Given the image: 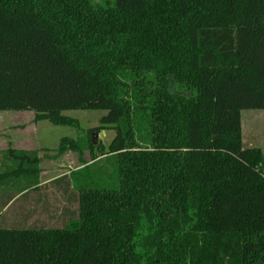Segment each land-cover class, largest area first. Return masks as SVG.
Returning a JSON list of instances; mask_svg holds the SVG:
<instances>
[{
    "label": "trees",
    "instance_id": "16d2710c",
    "mask_svg": "<svg viewBox=\"0 0 264 264\" xmlns=\"http://www.w3.org/2000/svg\"><path fill=\"white\" fill-rule=\"evenodd\" d=\"M244 110L264 111V0H0V112L77 128L64 113L101 111L93 131L116 132L60 142L83 162L58 189L77 215L0 216V264H255L264 158ZM7 156L38 184L37 152Z\"/></svg>",
    "mask_w": 264,
    "mask_h": 264
},
{
    "label": "rangeland",
    "instance_id": "374dc122",
    "mask_svg": "<svg viewBox=\"0 0 264 264\" xmlns=\"http://www.w3.org/2000/svg\"><path fill=\"white\" fill-rule=\"evenodd\" d=\"M105 114L106 112L101 111H68L64 113L66 117L78 121V127L75 128L56 126L48 121H37L35 114L30 112H0V134L13 142L12 148L35 151L39 154V157L42 158L41 167L44 174L43 181L45 182L52 176L80 169L83 162L79 160L77 153L69 150L63 154L59 153L60 142L67 139L69 141L73 140L79 146H85L89 139L92 140V135L95 133L93 129L99 127V121ZM241 122L244 147L260 149L264 158V111L244 110L241 112ZM115 135L116 132L113 130L101 131L97 135V144L107 147L113 141ZM1 145L3 148L6 147L3 142ZM95 155L99 156V151H95ZM3 156L7 161V155L3 154ZM83 157L86 163H92L91 156L87 151L84 152ZM106 160V157H98L97 163L94 165L95 171L103 165L108 166ZM112 163L113 161H111V165ZM12 165L13 167H10ZM14 168H18L17 163L11 160V162H7L4 169H0V174L12 171ZM112 170H114L113 167L110 168V172ZM6 181L19 182L17 179ZM43 194L44 210L41 215L37 214V219L42 222L43 226L49 228L61 227L65 221L63 215L66 210H68V215H77L78 205L66 202L54 184L45 185ZM20 201L14 204L11 210L4 215V218H8L19 207ZM5 225L7 226V224Z\"/></svg>",
    "mask_w": 264,
    "mask_h": 264
},
{
    "label": "crops",
    "instance_id": "0c3cea01",
    "mask_svg": "<svg viewBox=\"0 0 264 264\" xmlns=\"http://www.w3.org/2000/svg\"><path fill=\"white\" fill-rule=\"evenodd\" d=\"M5 144V148L2 147L1 143ZM13 142L7 137H3L0 134V169H4L7 162H11V158H8L6 161L3 154L7 155L9 148H12L11 145ZM13 150L24 151L23 149L12 148ZM26 151V150H25ZM8 157V156H7ZM11 159V160H10ZM42 159V158H41ZM10 160V161H9ZM17 163V162H16ZM42 162L40 163V167ZM18 166V163H17ZM10 167H13L10 166ZM15 169V168H14ZM13 169V170H14ZM12 170V171H13ZM42 170V167H41ZM10 171L0 174V216L4 220V224L8 226H35L41 225V221L37 219V214L43 213V187L45 185L54 184L55 181L61 180L59 183L55 184L57 188L63 190L69 189V173H64L57 176H52L48 181H43V170L41 171L40 178L37 185L27 188V181L25 178H18L19 182L6 181L11 178L7 175ZM6 175V176H5ZM58 182V181H57ZM72 189V187H70ZM62 194V192H59ZM21 200V201H20ZM20 201V205L15 209L8 218H4L5 214L8 213L16 202ZM67 202V201H66ZM257 251L260 253L259 258L254 259V263L258 264L257 261H262L264 254V246H256Z\"/></svg>",
    "mask_w": 264,
    "mask_h": 264
},
{
    "label": "water",
    "instance_id": "95a60500",
    "mask_svg": "<svg viewBox=\"0 0 264 264\" xmlns=\"http://www.w3.org/2000/svg\"><path fill=\"white\" fill-rule=\"evenodd\" d=\"M97 135H98V133H93V135H92V143H93V145H96L97 144Z\"/></svg>",
    "mask_w": 264,
    "mask_h": 264
}]
</instances>
